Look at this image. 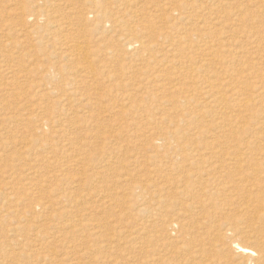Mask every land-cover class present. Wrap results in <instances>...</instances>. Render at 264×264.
Here are the masks:
<instances>
[{
    "label": "rangeland",
    "instance_id": "1",
    "mask_svg": "<svg viewBox=\"0 0 264 264\" xmlns=\"http://www.w3.org/2000/svg\"><path fill=\"white\" fill-rule=\"evenodd\" d=\"M209 84L235 111L206 106ZM263 88L264 0H0V264L246 263L231 246L264 237Z\"/></svg>",
    "mask_w": 264,
    "mask_h": 264
},
{
    "label": "bare ground",
    "instance_id": "2",
    "mask_svg": "<svg viewBox=\"0 0 264 264\" xmlns=\"http://www.w3.org/2000/svg\"><path fill=\"white\" fill-rule=\"evenodd\" d=\"M94 1V0H93ZM89 2H90V0H89ZM135 3V2H134ZM91 8H94L95 9V13H97L99 10H102V9H104L101 5H98V3L97 2H92L91 3ZM178 8L179 9H181L182 8V5H179L178 6ZM120 9V8H119ZM121 10V9H120ZM115 12H117L118 13V10L117 11H115ZM238 12H240V10L238 11ZM237 12V13H238ZM105 13L107 14L108 13V11L107 10H105ZM117 13H116V15L114 14V12H113V14L110 16V18L108 19L109 20V22L114 26V27H118V31L122 34L123 33V31H129L130 33H132L133 32V28L132 27H130L129 28V23H128V21H126V19H124L125 17H127L126 15H128L129 16V18H132L130 15H131V11H130V9H128V8H126L125 7V12L123 13V16H119V15H117ZM119 13H121V12H119ZM121 13V14H122ZM232 13V12H231ZM236 13V14H237ZM41 15L42 16H44V13H41ZM99 16H100V13H99ZM194 16H196V15H193L192 13L190 14V16L187 18L189 21H191L193 18H195ZM230 16H231V14H230ZM232 16H234V15H232ZM238 16V15H237ZM236 16V17H237ZM130 20H132V19H130ZM150 32H154L153 30H151ZM193 36H196V37H199V38H201L202 36L200 35V34H195V35H193ZM198 38V39H199ZM137 43H139V44H141L140 45V47H139V50H147V46L144 44V43H142V41H141V37H139V36H136L135 35V37H132V38H130V39H128L127 41H126V44H128L130 47H132L134 44H137ZM87 45V44H86ZM81 46V45H80ZM188 45H186V47H187ZM86 48L87 47H85V49L83 48V46L82 47H79V46H77V50L78 51H80V55L82 56V57H80L82 60H83V62H85V63H87L88 62V59H89V56H87L86 54V52H85V50H86ZM84 49V50H83ZM186 49V48H185ZM188 49H189V46H188ZM187 49V50H188ZM186 50V51H187ZM77 51V52H78ZM196 51V50H195ZM194 51V52H195ZM197 53H199V52H197ZM205 55V54H204ZM186 57V56H185ZM189 57V56H188ZM191 57L193 58L194 56H190L189 58H188V61H190L191 60ZM155 58V57H154ZM183 58H184V56H183ZM198 58V57H197ZM196 59V58H195ZM195 59H193V61L195 60ZM173 60V59H172ZM171 60V61H172ZM187 60V59H186ZM175 60H173V62H174ZM179 61V60H178ZM192 61V60H191ZM192 61V62H193ZM172 62V63H173ZM176 62V61H175ZM195 62H196V60H195ZM178 63H181V61L180 62H178ZM182 63H183V61H182ZM84 64V63H83ZM189 64V63H188ZM173 65H175V64H173ZM203 65L204 64H201L200 66H193V67H190L189 69H186L187 70V74H185V75H187L188 76V78H191V79H198L199 81L201 80V79H203L204 78V74H205V70H204V67H203ZM190 66H192V64L190 65ZM168 67V66H167ZM173 67V66H172ZM175 68V67H174ZM182 73H183V71H182ZM51 78H53V77H51ZM53 79H55V78H53ZM52 79V80H53ZM227 79V78H226ZM227 82V81H226ZM216 85H218L219 86V84H216ZM216 85H214L215 87H216ZM214 86H213V84H209V87H208V90L206 91V93H205V95L206 96H211V95H217V92H215L214 91ZM217 86V87H218ZM220 86L221 87H223L224 85L221 83L220 84ZM228 86V85H227ZM216 87V88H217ZM235 87H233V89L231 88L230 90H232V95L230 96L231 98H233V97H236V96H238V92H236V89H234ZM225 89H227V88H225ZM224 89V90H225ZM264 89V88H263ZM262 89V92L261 93H259L258 94V96H257V94H256V96L254 95V99H251L252 101H254V105H256L257 103H258V105H257V107L255 108V115H254V117H255V119H256V123L258 124V126L262 123L263 124V121L261 122V120H262V118H264L263 116H264V101H262V97H261V95H263L264 94V90ZM74 90V89H73ZM73 90H71L72 92H74ZM217 90H219L218 88H217ZM223 90V91H224ZM228 90V89H227ZM229 90V91H230ZM258 90V89H257ZM220 91V90H219ZM70 92V91H69ZM257 92V91H256ZM74 93H77V92H74ZM221 93V92H220ZM224 93H225V91L222 93V95H221V97L220 96H218L219 97V99H215L213 102H209L206 106H210L212 109H218V110H223V109H230V111H235V109H234V106H238V105H234V106H232V107H230V104L229 103H227V101H228V96L227 95H224ZM219 94V93H218ZM67 95V94H66ZM65 95V96H66ZM74 95V94H73ZM220 95V94H219ZM70 96H71V94H70ZM264 96V95H263ZM75 97V96H74ZM68 99H72L71 97H67ZM222 99V100H221ZM230 99V98H229ZM255 99H261V100H258V101H255ZM67 100L66 98H64L63 99V101H61L62 102V104H64L65 102L68 104V103H71V101H73V100ZM250 100V101H251ZM186 101V100H185ZM229 102V101H228ZM60 103V102H59ZM58 103V104H59ZM185 103H187V102H185ZM57 104V105H58ZM133 104V103H132ZM66 105V104H65ZM134 105V104H133ZM135 107H136V105H134ZM133 107V106H132ZM255 107V106H254ZM253 107V108H254ZM134 112V111H133ZM151 116V115H150ZM190 116V115H189ZM185 117V116H184ZM186 117H188V116H186ZM54 117H52L51 119H53ZM50 119V120H51ZM193 119V118H192ZM195 119V118H194ZM193 119V120H194ZM183 120H184V118H183ZM186 120V119H185ZM184 120V121H185ZM193 120H191V121H193ZM58 121V120H57ZM56 121V122H57ZM187 122H188V120H187ZM55 123V122H54ZM52 124V123H51ZM262 124L260 125V126H262ZM259 126V127H260ZM53 127V126H52ZM55 128H56V126H54ZM58 127V126H57ZM256 127H257V125H256ZM263 127V126H262ZM262 127H261V130H262ZM264 128V127H263ZM59 129V128H58ZM61 129V128H60ZM259 129V128H258ZM189 130V129H188ZM192 130V129H191ZM57 131H59V132H62V131H60V130H57ZM258 131V130H257ZM54 132H56V130L54 131ZM58 133V132H57ZM56 133V134H57ZM170 133H172V132H170ZM175 132H173V134H174ZM180 133V132H179ZM55 134V133H54ZM60 134V133H59ZM177 134H178V132H177ZM176 134V135H177ZM168 135V134H167ZM171 135L172 134H170V138H172L171 137ZM175 135V134H174ZM175 135V136H176ZM179 135V134H178ZM57 136V135H56ZM59 136H62V133L59 135ZM162 137H164V136H162ZM167 139H168V137H167ZM166 138H161V140H165V144H167V146H168V142L166 141L167 140ZM261 139V138H260ZM169 141V140H168ZM173 141H174V138H173ZM258 141V140H257ZM163 142V141H162ZM178 142V141H177ZM261 142V141H260ZM259 142V143H260ZM174 143V142H173ZM55 144V143H54ZM170 144V143H169ZM164 145V144H163ZM172 145V144H171ZM54 146V145H53ZM173 146V145H172ZM182 146V145H181ZM165 147V146H164ZM169 147V146H168ZM180 147V146H179ZM259 147V146H258ZM54 148V147H53ZM52 148V149H53ZM181 148H183V146L181 147ZM181 148H178L179 150H182ZM260 148V147H259ZM173 149V148H172ZM177 148H174V152H167L166 151V153H168V154H172L174 157H176L177 156V154L179 153V152H182V151H179ZM263 148H261L260 150H262ZM176 150H178V151H176ZM183 150H184V148H183ZM170 151V150H169ZM173 151V150H172ZM257 155H259V153L257 154ZM261 155V154H260ZM259 155V156H260ZM258 158V157H257ZM256 158V159H257ZM256 159H255V163H256ZM260 162V161H259ZM258 162V163H259ZM264 165V164H263ZM256 166V168H257V170H260L261 171V173H262V170L263 169H261V167H263V166H261V164H257V165H255ZM256 170V169H255ZM257 172V171H256ZM259 172V171H258ZM257 172V173H258ZM259 175V174H258ZM139 187V186H138ZM141 187V186H140ZM142 188H144V187H141L140 189H142ZM260 188V187H259ZM161 189V188H160ZM159 189V190H160ZM144 190V189H143ZM143 190H141V191H143ZM162 190V189H161ZM258 191V190H257ZM138 201V200H137ZM136 201V202H137ZM140 202V201H139ZM139 202H137V203H139ZM148 202V201H147ZM155 202V201H154ZM154 202H149V205L148 206H150L151 204L150 203H154ZM141 203H143V201H141ZM141 203H139V204H141ZM145 204V200H144V203H143V205ZM157 205H158V202L156 203ZM155 204V205H156ZM263 205V206H261V207H263V208H260V210L261 211H258V214H260V215H263V212L262 211H264L263 209H264V199H262V201H260V205ZM136 204H134V206H135ZM138 205V204H137ZM142 204H141V206H143ZM146 205V204H145ZM133 206V205H132ZM147 207V206H146ZM155 207V206H154ZM137 208V207H136ZM143 208V207H142ZM135 209V208H134ZM138 209H140L139 208V206H138ZM146 209H148V208H146ZM151 209H152V207H151ZM138 211V210H137ZM147 211V210H146ZM139 212V211H138ZM145 213V212H144ZM147 214V213H146ZM143 215V214H142ZM178 215H181V214H178ZM150 218V217H149ZM153 219V218H152ZM177 220H178V218H177ZM147 221H150L149 219L147 220ZM180 223H182L183 221L181 220V221H179ZM150 223H152V222H150ZM148 224V223H147ZM151 225V224H150ZM148 226V225H147ZM173 226H176L175 224H173V223H171L170 225H169V228H173ZM146 227V226H145ZM144 229V228H143ZM146 230V229H145ZM174 230V229H173ZM264 238V237H263ZM262 237H261V239L259 240V243H258V250H253V249H250V248H248V247H246V246H242V245H240V244H237V243H233L232 244V246H231V248L233 249V252L235 251L236 253H238L237 255H240V256H242V257H246L247 258V260H246V263L244 262V264H264V241H262V240H264ZM158 245V244H157ZM160 245H162V243H159V246ZM159 246H157V247H159ZM141 247V246H140ZM166 247V246H165ZM164 247V248H165ZM146 248V247H145ZM163 247L161 246V248H160V250L162 249ZM142 249V248H141ZM158 249V248H157ZM166 250H167V248H166ZM144 251V250H143ZM156 251V250H155ZM158 252H159V250H157ZM162 251V250H161ZM164 251V250H163ZM162 251V252H163ZM147 252V251H146ZM150 251H148V253H149ZM174 252V251H173ZM172 252V253H173ZM193 252H196V250H193ZM144 253V252H143ZM143 253H141V254H143ZM147 253V254H148ZM151 254H153V252H150ZM171 253V255H172V257H173V254ZM181 253V252H180ZM197 253V252H196ZM144 254H146V253H144ZM155 255H157V252H156V254ZM159 255V254H158ZM176 255V254H175ZM175 255H174V258H175ZM180 256V255H179ZM179 256H178V258H179ZM150 257V256H149ZM152 257V256H151ZM177 257V256H176ZM127 258V257H126ZM130 258H132L131 256H130ZM147 258V257H146ZM152 258H155V257H152ZM173 258V259H174ZM239 258V257H238ZM127 259H129V257L127 258ZM126 259V260H127ZM133 259V258H132ZM151 259V258H150ZM149 259V260H150ZM156 259H158L157 257H156ZM155 259V260H156ZM160 259V258H159ZM158 259V260H159ZM173 259H171V260H173ZM240 259V258H239ZM146 260V259H145ZM161 260H162V258H161ZM160 260V261H161ZM177 262H178V260L177 259H175ZM130 261H131V259H130ZM144 261V260H143ZM150 261H153V260H150ZM164 261H166V260H164ZM174 261V260H173ZM172 261V262H173ZM245 261V260H244ZM129 262V261H128ZM157 261H155V263H156ZM159 262V261H158ZM158 262H157V264H158ZM168 262V261H167ZM176 262V263H177ZM164 263H166V262H164ZM163 263V264H164ZM169 263H170V261H169ZM174 263V262H173ZM175 263V264H176ZM186 263V262H185ZM143 264V263H142ZM145 264H147V262L145 263ZM167 264V263H166ZM172 264V263H171Z\"/></svg>",
    "mask_w": 264,
    "mask_h": 264
}]
</instances>
